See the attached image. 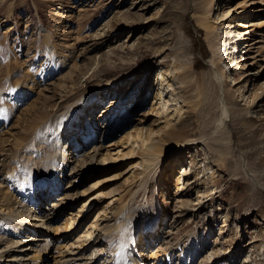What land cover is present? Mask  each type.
<instances>
[{
    "label": "rangeland",
    "instance_id": "1",
    "mask_svg": "<svg viewBox=\"0 0 264 264\" xmlns=\"http://www.w3.org/2000/svg\"><path fill=\"white\" fill-rule=\"evenodd\" d=\"M242 1L0 0V106L7 114L5 121L0 125V134L6 131L15 133L13 137H9L10 142L7 145L0 141V189L6 191L10 186L15 188L10 182V173L13 174L15 170L10 161L16 142L22 145L21 153L25 150L26 155L33 143L36 155L39 156L35 158L37 166L48 153L47 148L37 146L41 142L38 125L32 129L35 123L22 124V115L18 118V114L33 102L42 103L39 111L43 119H39V123L45 122L46 119L51 122L58 108L66 104L67 109L70 104L80 101L81 96L94 83H110L113 93L110 94L109 89L105 98L109 103L94 102L84 106L77 126L72 128V125L61 136V147L66 143H71L74 148L81 142L82 145L87 144L85 148L80 147L82 155L78 160L91 151L89 145H101L103 148L99 152L102 154H105L107 149H113L111 152H115L113 143L118 140L120 134H110L102 138V132L92 133L93 128L88 126L91 119L98 122L106 115L112 117L118 107H122L132 112L128 127L135 126V120L142 119L149 110L158 87V84L155 86L157 71L163 68L172 70V54L177 53V56L181 57L178 63L189 67L192 73L187 75V87L183 93L176 82L171 81V76L169 82L174 89L173 95L168 93L165 98L187 94L190 100H196L198 105L187 104L188 107H183L180 112L181 117L174 111L168 114L170 124L176 128L163 141L164 148L170 152L164 159L159 158L149 172L145 171L144 167L136 166L131 171L132 176L131 172L119 174L86 192L84 191L92 184L93 176L97 175V179L112 177L126 170L128 164H134L138 159L134 157L119 160L103 167L97 164L75 170L68 178L63 177V189L56 194L57 197L49 196L41 204L42 211L51 212L56 209L53 215L58 217V221L48 226L62 224L70 213H75L87 200L94 205L76 221L74 233H70V238H67V235L54 238L53 241L49 238L51 245L46 249V253L51 257L42 262L38 260L34 264H55V261L57 263L63 250L55 254L57 245L61 243L69 248L68 243L76 241L98 210L111 201L106 194L113 189L125 194L124 198L117 202L112 200L108 206L110 208L113 202L115 208L112 209L123 205L120 213L124 214V219L112 216V209L107 213V217L111 218L109 224L119 217L122 221L119 225L122 227H118L126 226L125 230L115 229L123 232H117L119 238L128 237V229L132 223L128 220L140 219L141 215H144L141 210H157L155 218L153 217L155 223L154 220L151 223L150 232L153 233H150L151 236L145 241L141 238L136 248L143 254L142 264H151L154 261L158 263L164 256L166 259L170 258L171 264H264V98L259 103V108H252L254 102L245 101L252 86L246 85L249 90L245 94L246 89L243 92L242 89L238 91V87L245 80L235 85L234 79L238 78V74L225 64L224 78L231 87L232 99L226 100L229 111L223 123L218 125L222 112L216 104V98L211 94L208 96L212 104L203 96L200 101L194 98L199 88L204 89L200 79L203 77L205 82L210 80L211 60L214 57L205 38V30L196 23V18L199 15H207L214 19L216 13L220 16L222 7L231 6L233 9L226 18L218 21L231 23L235 28L237 20L264 21V0H244L241 3ZM109 28L114 35L105 42L102 37ZM262 35L264 36V31ZM229 46L231 51L235 50L233 55L237 56V48ZM161 49V53H164L162 56L171 54V57L167 58L166 66L160 64L161 56L157 54ZM48 53L53 56L51 62ZM259 67L255 66L256 69L253 68L252 72L258 75L255 70ZM119 79H124L120 89L116 86ZM263 80L264 73L257 82ZM146 81L156 88L151 97L137 108L142 97V86ZM23 84L26 87L33 84L34 89L21 93ZM221 88L216 84L215 94H218L219 102L222 103ZM168 101L174 103L172 100ZM112 103L117 104L113 109L107 106ZM152 118H147L146 126L151 123ZM33 119L32 115L31 120ZM74 119L76 118H73L72 122ZM159 122L163 123L164 120L160 119ZM49 132H52L50 126L44 133L43 141L47 140ZM85 136L88 137L87 140ZM176 146L180 148L174 150ZM17 151H20V148ZM18 156L13 155L12 159L16 162L17 159L26 161V156ZM8 169L10 173L7 174ZM185 171L187 176L182 175ZM19 172L23 175L24 168L19 167ZM177 175L180 176L178 190L174 185ZM126 177L130 178L128 183L124 182ZM120 182L123 184L118 187ZM35 194L36 190L35 193L30 191L27 198L36 200ZM65 194L68 195L67 198H64ZM44 195L45 200L47 194ZM22 198L25 199L26 196ZM23 204L25 201L19 206L15 204V214L20 212V206ZM33 210L34 207L30 214L35 213ZM30 219L32 218H27ZM104 224L105 222L101 223L102 226ZM6 235L3 234V237L13 238ZM3 246H0V250ZM39 249L37 248V251ZM57 249L59 251V248ZM94 249V246L71 247L67 253L62 254L60 261L71 259L66 263L100 264L101 259L92 258ZM207 259L208 263L204 262ZM60 261L58 263L62 264Z\"/></svg>",
    "mask_w": 264,
    "mask_h": 264
},
{
    "label": "bare ground",
    "instance_id": "2",
    "mask_svg": "<svg viewBox=\"0 0 264 264\" xmlns=\"http://www.w3.org/2000/svg\"><path fill=\"white\" fill-rule=\"evenodd\" d=\"M243 2L244 0L241 3ZM243 8L246 9V7ZM232 9L233 8L231 6H228L226 8L222 7L220 16L219 13H216L214 19L207 15H199L196 18L197 19L196 23L205 30V38L209 42V46L212 49L214 57L211 60V71L209 72L210 80L209 81L207 80L205 82L203 81V77L200 79L202 80L201 83L204 85V89L199 88L197 94L194 95L195 96L194 98L199 99L200 101V99L202 98L201 96H203L205 100L208 99L207 101L209 104L213 103L208 98L210 94L217 99L216 104L221 108V112H222L220 118L218 119L219 121L218 125L223 123L224 121L223 119L226 113L229 111L228 107L226 106L227 103L226 100L232 99L231 87L226 83L224 78L226 75V69L223 66V64H225V66H227L230 70L234 71L235 74H238V78L234 79L235 85L245 80L241 84V86L238 87L237 89L238 91L242 89L241 92H243L246 89L244 92L245 94L249 90L246 87V85L248 84V86L249 85L252 86L250 90V95L245 100L248 103L250 101L254 102L252 108H256V107L259 108L261 106L259 103L264 98V80L257 82L258 78L262 76L264 73V48L262 47L264 46V36L262 35L264 31V21L261 19H257L256 21L249 20L244 22L242 20H237L236 28L234 25H231V23L226 24L224 21H218L221 18H226V16L232 11ZM217 22L219 23L217 24ZM110 29L111 28H109L103 34L102 38H104L105 42H108L114 35L112 29L111 31ZM256 32H258L259 34H256ZM255 34H256V38L253 37ZM257 37L260 38L262 37V39H258ZM259 42L263 44L257 45V43ZM229 45H232L233 49L237 48L236 51L237 56L233 55L235 50L231 51V46ZM162 50L163 49H161L157 54H160L161 56L160 64L166 66L167 58H170L171 54L168 53L162 56V54H164L161 53ZM48 52H50V50H48ZM241 52L242 54H239ZM172 55H173L172 70H169L168 68H163L160 69L159 72L157 71L156 73L155 86L158 84V87L157 88L155 86L151 87L150 86L151 82L149 84L147 83V81L143 84L141 90L142 97L139 103L137 104V108L140 105H142L147 98L151 97V94L155 88H156V92L152 97L153 100L150 104L149 110L147 111L146 114L143 115L142 119L137 118L135 120V122L137 121L136 122L137 124L135 126L128 127L129 117L132 114V112L130 109L124 110L122 107H118L119 109L115 112V115H113L112 117H110V115L109 116L106 115L102 118V120L98 122H95L94 119L93 120L91 119L90 125L88 126L93 128L92 133L94 131L96 133L102 132V138H106L110 134H116V133L120 134L118 140L115 143H113V145H115V147H113L115 150L114 153L111 152L113 151V149L111 151L107 149L105 154H102L99 152L101 148H103L101 145L97 147H89L90 146L89 145L88 148H92L91 151H89L88 154L84 155L80 160H78L77 158L82 155L81 154L82 149L80 147L85 148L87 144L82 145L81 142L78 145H76L75 148L71 146V143H66L63 147H61L60 145V141L62 139L61 136H63L62 134L64 132H67L72 127V125H73L72 128L75 127L74 125L77 126L80 120L79 117L82 115L81 110L84 106L90 105L94 102L96 103L98 102L100 104H106L108 102L107 100L105 101V98L107 92H109V89L111 87L110 83L107 82L103 84H99L100 82L94 83V85L89 87L86 90V92L81 96L80 101L70 104L67 107V109H66V104L63 107L58 108L54 112L53 120L51 122L49 121V119H46L45 122L39 123L38 120L43 119L41 118L43 116L40 115V111H39L41 109L40 107L42 103L41 104L37 103L38 101L33 102L21 114H18V118L19 116L22 115L21 123L31 122L30 125L35 123V125L32 126V129L36 125H38V130L40 129L38 131L39 132L38 136L40 137L41 142H39L37 146L38 148L39 147H44L43 149L47 148L46 152L48 153H46L42 157V160H40L39 162V166H37L35 162V158H38L39 156L36 155L37 153L35 151V147L33 148V143H31L32 146L30 147L28 146L29 147L28 155H26L25 150L23 151V153H21L20 146L22 145L19 142H16L14 144V147L12 146L14 148L13 154L11 155L12 158L13 155L15 156L19 155L21 158H25L26 156V158L24 159L26 161L23 162V159L21 160L17 159L18 162H16V160H13L11 158L10 163H12L15 170L13 174L10 173V169H8L6 173L7 174L10 173V180H11L10 182L11 185L15 186V188L13 189L12 186H10L9 188H7L6 191L5 189H0V246L1 245L3 246L4 243H6L0 250V261H8L9 262L8 264H34L38 262V260L42 262L44 260H47V258L51 257V256L50 257L47 256L46 253V249L49 248L51 245L50 242H48L49 238H51L50 241H53L54 238L57 239L59 236H61V238L64 235H67V238L71 237L70 233L71 234L74 233L76 221H79L81 217L86 214L88 209H90L94 204L91 205L92 202L90 200H87L79 207V209L75 213L73 212L70 213L62 224L56 225L55 227L48 226L50 223L58 221V217L53 215L56 209H54L51 212L42 211L41 204L43 203V201H46L49 198V196L57 197L56 194L63 189V183H62L63 177L68 178L75 172V170L78 171L82 168L97 164H100V167L101 166L103 167L106 165H112L113 163L119 160L124 161L126 159L129 160L134 157L138 159L136 163L128 164L126 170L129 171L127 172L126 170H124L123 172L114 174L112 177L109 178L97 179L95 177L97 175L93 176L92 184H90V186H88V188L84 192L92 191L98 185L106 182L107 180H111L115 178L119 174L121 175L131 172L133 167L136 166H140L141 168L144 167L145 171L149 172L152 166L157 164L159 158L162 159L165 158V156L170 151L164 148L163 141H165V137L167 135H170L171 133L174 132V129H176L173 124H170V121L167 118L168 114L171 111H174L177 113L178 117L179 116L181 117L182 115H180V112L183 109V107L186 106L188 107L187 104H191L192 106L197 105V102L195 103L196 100L195 101L190 100V97L187 94L183 96L182 94H178L177 97L175 98H169V99L165 98L168 93L170 95H173L172 92L174 89L172 88V83L169 82L171 76L173 77L171 81H175L178 87L181 89V92L183 93L187 87L186 84L188 82L187 75H190V73H192L189 67H183L178 63V59H180L181 57H178L177 53ZM48 57H49V62L53 61L52 59L53 56L50 55L49 53H48ZM44 65L46 66V64ZM48 65L49 64H47V66ZM255 66H260L259 69L257 68V70H255V72H257L258 75L252 72ZM123 81L124 79H119L117 81L116 86L118 89H120L119 86ZM198 83H200V81H198ZM216 84H218L220 88L222 87L221 88L223 95L221 98L222 103L219 102L218 94H215ZM32 86L33 84L29 87H26V85L23 84L21 86L23 91L21 89V93L22 92L26 93V91L29 92L30 90L34 89L32 88ZM189 92L192 93V91L190 90ZM109 93L110 94L113 93V90L110 89ZM244 94L242 93L241 95L243 96ZM109 96L110 95L108 94V97ZM168 100H172L174 101V103H170ZM207 101L205 103H207ZM116 105L117 104L112 103L107 106L113 109L114 107H116ZM0 107H1L0 108V125H1L3 124L2 122L5 121L7 114L5 109L2 106ZM32 115L34 116L33 120H31ZM151 116L153 117L152 118L153 120H151V123L148 126H146L145 123L147 122V118ZM73 118L76 119H74V121L72 122ZM160 119H163L164 122L163 123L159 122ZM49 126L50 128H52V132L51 133L49 132L50 134L47 140L43 141L44 133L49 128ZM14 134L15 133H11V131H6L3 134H0V141L3 144L7 145L8 142H10L9 137L11 136L13 137ZM6 135L8 136L5 137ZM87 138L88 137L85 136V140H87ZM21 141L22 140H20V142ZM90 141H92V139ZM78 142L80 141L78 140ZM19 148L20 151H17ZM179 148L180 147L176 146L174 150H178ZM22 162L23 164H21ZM19 167L24 168L23 175H21L22 173L20 174ZM132 175L133 172H131V176ZM182 175L187 176L186 171L183 172ZM124 180H125L124 182L128 183L130 181V178L126 177ZM179 181H180V176L177 175L174 184L177 190L179 189V184H180ZM45 184L48 185L49 188H46L47 186L45 187ZM121 184L123 183L120 182V184H118L117 186L119 187ZM35 190H36L35 196L37 197V199L35 200V199L27 198V195L30 194V191L35 193ZM26 191H28V193ZM24 192L27 194H23ZM44 193L47 194L45 200H44V196H45ZM41 194L42 197H40ZM106 195L109 196V198H111V201L104 204L98 210L94 219L89 221L86 228L79 234L77 239H75L76 241L72 243H68L70 246L69 248L66 247L65 244L62 245L61 243H59L57 245L59 251H57L58 249L56 248L54 251L55 254L57 252L59 253L60 250L62 249L63 250L60 252L61 255L59 256L57 263L55 261V264H59L58 262L62 259L63 256L62 254L67 253L68 250L71 249V247H75V246L84 247V248L87 247L90 248L91 246H94L95 249L93 251H95V254L93 255L92 258L93 260L101 259L102 261L100 264H142L141 261L143 260L142 259L143 254L140 253L141 251L136 250V248L138 247L139 244L138 241L141 238H143L145 241V239L151 236L150 233H153V231L150 232L151 223H153L152 221L155 218L154 216L157 210L156 212L154 208H151V210L147 209L145 211L141 210L144 213V215H141L140 219L136 218L134 221H132L131 219L128 220L132 222L128 229V235H127L128 237H126V239H122L123 237L122 235L124 234H121L122 237H120L121 238L120 239L117 233L119 230L116 231L115 229L116 228L124 229L126 226H124L123 228L118 227L121 226L119 225V223L122 222L120 221L119 217L115 219L116 220L115 222L109 224L111 218L107 217V213L109 209L115 208L113 206L114 202L110 206V208H108L112 200L117 202L121 198H124L125 194L121 191H116L113 189L109 191V193H107ZM24 196H26L25 199L22 198ZM67 197L68 195L65 194L64 198ZM22 201H25V204L20 206L21 207L20 212L18 214H15L14 212L15 204L19 206L22 203ZM122 206L123 205H120L116 209L110 210L112 211L110 212V214H113L112 216L115 215V217L120 216L123 218L124 214H121L122 212L120 213ZM33 207L35 208V210H33V212L35 213L30 214L31 209ZM27 218L28 219L32 218V219L27 220ZM31 220H34L36 222H33ZM104 222L105 224L102 226L101 223ZM3 234L11 235L13 236V238L7 239V237H3ZM37 248L40 249L37 251ZM155 251H157V249ZM151 256L152 254L149 255L150 258ZM68 260L71 259H67L60 262L62 264H68L66 263V261ZM206 261H208V259L204 260V262ZM245 261L246 259L244 260V262ZM151 264H171V260L169 257L166 259L164 256L163 260H161L160 262L157 263V261H154Z\"/></svg>",
    "mask_w": 264,
    "mask_h": 264
}]
</instances>
